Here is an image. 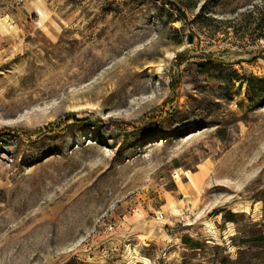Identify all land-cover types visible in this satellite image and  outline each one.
I'll use <instances>...</instances> for the list:
<instances>
[{
  "label": "rangeland",
  "instance_id": "rangeland-1",
  "mask_svg": "<svg viewBox=\"0 0 264 264\" xmlns=\"http://www.w3.org/2000/svg\"><path fill=\"white\" fill-rule=\"evenodd\" d=\"M263 3L0 0V264H264Z\"/></svg>",
  "mask_w": 264,
  "mask_h": 264
},
{
  "label": "trees",
  "instance_id": "trees-1",
  "mask_svg": "<svg viewBox=\"0 0 264 264\" xmlns=\"http://www.w3.org/2000/svg\"><path fill=\"white\" fill-rule=\"evenodd\" d=\"M256 13L258 15L257 19H258V25L260 28L264 27V3L262 5H260V7H256ZM262 38L264 36H261ZM208 62L212 61L210 59H207ZM220 63V62H219ZM84 121L83 119H76V123L77 125H80V123Z\"/></svg>",
  "mask_w": 264,
  "mask_h": 264
},
{
  "label": "water",
  "instance_id": "water-1",
  "mask_svg": "<svg viewBox=\"0 0 264 264\" xmlns=\"http://www.w3.org/2000/svg\"><path fill=\"white\" fill-rule=\"evenodd\" d=\"M192 39H193V36H192L191 33H189V34L187 35V42H188V43H191V42H192Z\"/></svg>",
  "mask_w": 264,
  "mask_h": 264
},
{
  "label": "built area",
  "instance_id": "built-area-1",
  "mask_svg": "<svg viewBox=\"0 0 264 264\" xmlns=\"http://www.w3.org/2000/svg\"><path fill=\"white\" fill-rule=\"evenodd\" d=\"M156 218H157V219L162 218V213H158V214H156Z\"/></svg>",
  "mask_w": 264,
  "mask_h": 264
}]
</instances>
